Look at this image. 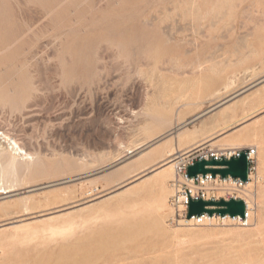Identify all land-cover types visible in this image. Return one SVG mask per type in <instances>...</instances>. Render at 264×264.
<instances>
[{"label": "rangeland", "instance_id": "rangeland-1", "mask_svg": "<svg viewBox=\"0 0 264 264\" xmlns=\"http://www.w3.org/2000/svg\"><path fill=\"white\" fill-rule=\"evenodd\" d=\"M229 1L0 0V132L35 160L0 177V224L24 219L0 228V264H264V81L239 94L264 78V0ZM164 135L180 153L256 148L250 186L208 194L247 200L248 227H186L174 171L119 188L152 150L129 151Z\"/></svg>", "mask_w": 264, "mask_h": 264}, {"label": "bare ground", "instance_id": "bare-ground-1", "mask_svg": "<svg viewBox=\"0 0 264 264\" xmlns=\"http://www.w3.org/2000/svg\"><path fill=\"white\" fill-rule=\"evenodd\" d=\"M229 1V0H228ZM231 2H233L232 0H230ZM230 1H229V3H230ZM228 5V4H227ZM231 15V14H230ZM186 17H188V16H186ZM194 17V16H193ZM190 18V17H189ZM192 21V20H191ZM197 22V21H196ZM198 69V68H197ZM264 81V78L262 79V80H259L258 82H255V83H253V84H250L247 88H245L242 92H240L239 94H242V93H244V92H246V91H248L249 89H251V88H253L254 86H256L257 84H259V83H261V82H263ZM243 87H245V85L243 86ZM238 94V95H239ZM238 95H234L233 97H229V98H227V99H225V100H223V101H221V102H219V103H217V104H215V105H213V106H211L207 111H205V112H203V113H201V114H199L198 116H196V117H200V116H203V115H205V114H208V113H210V112H212L213 110H216L217 108H219V107H221V106H223L224 104H226L227 102H229V101H231L232 99H234L236 96H238ZM259 95V94H258ZM251 97V96H250ZM264 97V96H263ZM244 102V101H243ZM246 104V103H245ZM222 108V107H221ZM261 110V109H260ZM259 110V111H260ZM258 111V110H257ZM149 112V111H148ZM230 112L231 113H235V107L234 108H232V109H230ZM255 113V112H254ZM226 111H224L223 113H221L219 116L222 118V119H225L227 116H226ZM150 115V114H149ZM154 115V114H153ZM218 115V114H217ZM216 115V116H217ZM252 115V114H251ZM195 117V118H196ZM217 118V117H216ZM249 118H251V117H249ZM245 119V118H244ZM240 121V120H239ZM213 122H214V120H213ZM236 123V122H235ZM181 125V124H180ZM176 126V125H175ZM180 126H176L172 131H169L168 132V134H167V136H170L171 134H174V132L176 131V132H178V130H180V128H179ZM201 127H203V126H201ZM213 129V128H212ZM216 129V128H215ZM199 130V129H198ZM202 130V129H201ZM206 130V129H205ZM208 130V129H207ZM202 132V131H201ZM195 134H196V132H195ZM221 134V133H220ZM176 135V134H175ZM189 134L188 133H184V134H182V135H180L179 136V141L181 142V141H183L184 139H187L189 136H188ZM202 136H204V135H202ZM207 136V135H206ZM0 137H2V139L4 140V142L6 143V145H7V147L5 148V152L4 151H2V152H4V154H5V163L3 164V165H1L0 166V177H2V178H7V179H10V180H12L13 182H18V180H19V178H18V175H19V173H23V172H28V170L30 169V167L35 163V160L33 159V157L29 154V153H27L26 151H24V146H20L19 144L20 143H18L15 139H13L12 137H8L7 136V134H4V133H1L0 132ZM212 137V136H211ZM256 137V136H255ZM159 138V137H158ZM164 138H166V136L164 135V137L163 138H159L160 140H155V141H151V143H154V144H151L150 142V144L148 143V144H144V145H142V146H140V147H137L135 150H133V151H129V153L127 154V155H131V157H128V156H126V157H124L125 158V160H128V159H130V158H132L133 156L132 155H134V153L137 151V150H140V149H142L143 150V152L144 151H146V153H143V154H147L149 151H147V150H152L141 162L142 163H144L145 165H143L144 167H146V169H144L143 171H141V172H139L138 174H136V175H133L132 177H131V180H129L127 183H124V184H122L119 188H122V187H124V186H126V185H128V184H131L132 182H135V181H138V180H141V179H143L144 178V176L146 175V173H145V171L147 170V169H149V173H151V174H153V175H158L157 176V178H158V180H159V182H160V184H162L163 186H164V184H165V182L169 179V178H171V176H172V171H174V166H175V160L178 158V155L180 154V152H176L173 148H172V145H171V143L170 142H167V141H163L164 140ZM203 138V137H202ZM1 139V138H0ZM198 139V138H197ZM153 140V139H152ZM177 140V139H176ZM206 140V139H205ZM209 140H207V141H205V142H203V143H201V144H198V145H196L195 147H193V148H191V149H189V150H187V151H185V152H181V153H183V154H185V153H188V152H190V151H192V150H194V149H197V148H200V147H203L207 142H208ZM192 144H193V142H192ZM155 146V147H154ZM144 147H146L145 149H143ZM150 148H152V149H150ZM225 150H232V148H226V149H224L223 151H225ZM141 153H142V151H141ZM140 152H139V155L141 154ZM142 154V155H143ZM142 155H140V156H142ZM36 159V158H35ZM39 160H41V159H39ZM37 161V160H36ZM133 161V160H132ZM136 162V161H135ZM137 164H133V165H130V166H128V167H126L124 170H122V171H119L118 173H116V175H119L120 174V172H127L128 170H130V169H133L135 166H136ZM37 166V165H36ZM111 167V166H110ZM118 167V166H117ZM34 168H36V167H34ZM106 168V167H105ZM110 169V168H109ZM107 170V169H106ZM114 170V169H113ZM129 172V171H128ZM148 172V171H147ZM111 173V172H110ZM175 176V175H174ZM29 177V176H28ZM151 177V176H150ZM39 178V177H38ZM70 179V178H69ZM76 179V178H75ZM175 179V178H174ZM250 179H251V176H250ZM61 182V181H60ZM66 182V181H65ZM64 182V183H65ZM67 182H70L69 180L67 181ZM59 183V182H58ZM61 183H63V182H61ZM137 183V182H136ZM0 184H1V181H0ZM13 184V183H12ZM117 184V183H116ZM115 184V185H116ZM250 183L248 182V183H246V184H244L245 186H248ZM58 185V184H57ZM120 185V184H119ZM134 185V184H133ZM44 186V185H43ZM49 186H51V185H49ZM244 186V187H245ZM250 186V185H249ZM11 187H13V186H8V184H7V186L6 185H2L1 184V187H0V196H7L8 194H10V193H12V192H14V191H11V190H8L9 188H11ZM54 187V186H53ZM128 187V186H127ZM221 187V186H220ZM29 188V187H28ZM36 188V187H35ZM48 188V187H47ZM50 188V187H49ZM151 188H153V187H151ZM217 188V187H216ZM247 188V187H246ZM245 188V189H246ZM156 189V188H155ZM244 189V190H245ZM211 191H213V190H221V189H210ZM247 190V189H246ZM32 190L30 189L28 192H31ZM226 191V190H225ZM251 190H249V192H250ZM114 192V191H113ZM149 192V191H148ZM221 192H222V190H221ZM224 192V191H223ZM248 192V191H247ZM252 192V191H251ZM127 193V192H126ZM245 193V192H244ZM13 194V193H12ZM128 194V193H127ZM126 194V195H127ZM248 194V193H247ZM250 195H252V194H250ZM8 197V196H7ZM6 197V198H7ZM100 197V196H99ZM99 197H97V198H99ZM252 197V196H251ZM250 197V199H252ZM3 198H5V197H3ZM1 199V198H0ZM24 200V199H23ZM92 201V200H91ZM244 202H245V204H246V206H247V209H248V211L250 210L249 209V203H248V201L247 200H243ZM119 203V202H118ZM160 209H163V208H160ZM165 209V208H164ZM68 210V209H67ZM66 210V211H67ZM65 211V212H66ZM162 211V210H161ZM52 212V211H51ZM42 214V213H41ZM50 215V214H49ZM52 215V214H51ZM50 215V216H51ZM62 215V214H61ZM46 216V215H45ZM249 216H250V214H249ZM118 217V216H117ZM126 217V216H125ZM41 218H42V216H41ZM52 218V217H51ZM119 219H121L120 217H118ZM46 219V218H45ZM205 221L208 223V222H213V220H214V218H209L208 216H206L205 217ZM39 220V219H38ZM42 220H44V219H42ZM41 220V221H42ZM223 221H230V222H235V220L236 219H231V218H228V217H226V218H224V219H222ZM21 222H24V219H22V220H15V221H13V222H11V223H4V224H0V228H17V227H19V226H22V225H17L18 223H21ZM32 224H33V222H31ZM35 223V222H34ZM184 224H185V226L187 227V226H191V224H192V221H187V222H183ZM22 224V223H21ZM209 224V223H208ZM208 224H206V225H208ZM253 225H255V224H253ZM184 229H186V228H184ZM188 229V228H187ZM4 230V229H3ZM190 230V229H189ZM193 230V229H192ZM7 231V230H6ZM7 232H9V231H7ZM22 232H23V230H22ZM180 232H182V230L180 231ZM185 232V231H184ZM194 232V231H193ZM196 232V231H195ZM20 234V233H19ZM25 234V233H24ZM198 234V233H197ZM178 235H180V234H178ZM17 237H18V235H17ZM16 238V237H15ZM11 239V238H10ZM6 241H9V240H6ZM13 241V240H12ZM13 252H15V251H13ZM11 253H12V251H11ZM21 254V253H20ZM9 255H10V253H9ZM12 255H13V253H12ZM15 255V254H14ZM13 255V256H14ZM19 255V254H18ZM17 255V256H18ZM9 257H11V256H9ZM10 259H12V257L10 258Z\"/></svg>", "mask_w": 264, "mask_h": 264}, {"label": "built area", "instance_id": "built-area-1", "mask_svg": "<svg viewBox=\"0 0 264 264\" xmlns=\"http://www.w3.org/2000/svg\"><path fill=\"white\" fill-rule=\"evenodd\" d=\"M241 152H245L248 162V181L250 180L251 172L253 165L256 163L257 150L256 148H245V149H235V150H225V151H213L207 148H197L188 153H180L178 158L175 160L174 166V175L175 180L173 186L176 188V194L171 198V207L175 210L176 216L182 222L192 221L191 226H202L205 224V217L207 215L195 216L191 219H187L188 204L190 200H204V201H218L220 199L208 197L209 192L211 191L210 186L217 181L220 183H229L231 185L230 192L234 193L239 191L244 184L238 179L227 178L221 180L219 177L213 178L211 175L207 174L205 176L198 175L195 178H189L187 176L186 170L189 166H192L194 163L200 160H216L221 159L228 160L230 158H238ZM229 199H237L232 194L228 195ZM238 200V199H237ZM245 203V202H244ZM245 216L243 218L236 217L234 219L241 227H248L250 216L247 206L245 204ZM215 218V217H212ZM226 218V217H224ZM219 218L218 219H224Z\"/></svg>", "mask_w": 264, "mask_h": 264}, {"label": "water", "instance_id": "water-1", "mask_svg": "<svg viewBox=\"0 0 264 264\" xmlns=\"http://www.w3.org/2000/svg\"><path fill=\"white\" fill-rule=\"evenodd\" d=\"M186 173L189 178L209 174L213 178L219 177L221 180L227 178L238 179L243 184H246L248 182L247 156L245 152H241L238 158H230L228 160H200L189 166ZM245 208L244 201L237 199H229L227 201L223 199L218 201L190 200L186 218L189 220L192 217L202 215H207L209 218H243L245 216Z\"/></svg>", "mask_w": 264, "mask_h": 264}]
</instances>
